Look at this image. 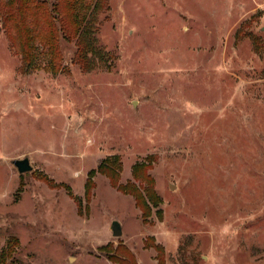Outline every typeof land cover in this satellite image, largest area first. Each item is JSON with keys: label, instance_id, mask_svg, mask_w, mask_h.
Instances as JSON below:
<instances>
[{"label": "rangeland", "instance_id": "obj_1", "mask_svg": "<svg viewBox=\"0 0 264 264\" xmlns=\"http://www.w3.org/2000/svg\"><path fill=\"white\" fill-rule=\"evenodd\" d=\"M2 2L0 264H264V0H77L28 56Z\"/></svg>", "mask_w": 264, "mask_h": 264}, {"label": "trees", "instance_id": "obj_2", "mask_svg": "<svg viewBox=\"0 0 264 264\" xmlns=\"http://www.w3.org/2000/svg\"><path fill=\"white\" fill-rule=\"evenodd\" d=\"M60 2V8L64 5V9L67 10L64 18H60V23L62 22L61 28L57 27V23L52 17V11L48 6V0H6L4 4L3 2L1 3L4 8L5 24H14L12 27L17 33L14 39L19 41V47L22 48V51L26 56L32 51V43L40 40L38 42L44 44L48 43L49 45L51 44V48H54L53 42L58 39L61 30L65 31L68 35H71L74 30H77L81 23L79 20V14L76 13L75 10L77 0H59V2L56 3V7ZM64 19H67V21ZM45 29L48 32L46 38L48 40L46 41L45 38H43L46 32ZM83 29L85 31V28ZM119 169L120 164L116 159L114 161L110 160L107 163H102L99 166L98 171L109 175L112 179L113 185L117 186L119 172L116 170ZM91 183V179H89L86 188L90 189ZM117 187H119L122 192L133 195L135 202H137L138 206L143 211L144 218H148L151 215L152 205L157 207L160 204V198L154 191H151L150 188L147 190V196H144L138 186L128 183L125 184V186ZM116 262H118V264H131L126 257L118 260L116 259ZM132 264H136L135 261H132Z\"/></svg>", "mask_w": 264, "mask_h": 264}, {"label": "water", "instance_id": "obj_3", "mask_svg": "<svg viewBox=\"0 0 264 264\" xmlns=\"http://www.w3.org/2000/svg\"><path fill=\"white\" fill-rule=\"evenodd\" d=\"M13 163L16 166L19 173L29 172V170H32L33 168L29 157L15 158L13 160ZM111 230H112L113 235L122 236V226L118 220L113 221L111 225Z\"/></svg>", "mask_w": 264, "mask_h": 264}]
</instances>
